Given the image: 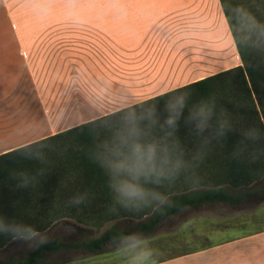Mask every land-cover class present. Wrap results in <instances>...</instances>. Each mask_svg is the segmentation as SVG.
Masks as SVG:
<instances>
[{
	"label": "crops",
	"instance_id": "0c3cea01",
	"mask_svg": "<svg viewBox=\"0 0 264 264\" xmlns=\"http://www.w3.org/2000/svg\"><path fill=\"white\" fill-rule=\"evenodd\" d=\"M240 65L222 0H0V156ZM218 204L199 247L158 246L156 264H264V202ZM37 248L13 240L0 260ZM67 252L34 264H127Z\"/></svg>",
	"mask_w": 264,
	"mask_h": 264
},
{
	"label": "trees",
	"instance_id": "16d2710c",
	"mask_svg": "<svg viewBox=\"0 0 264 264\" xmlns=\"http://www.w3.org/2000/svg\"><path fill=\"white\" fill-rule=\"evenodd\" d=\"M222 1L242 65L163 95L188 91L190 104L215 98L217 115L228 119L233 130L220 141L212 140L194 169L158 188L165 192L167 203L155 207L144 220L130 221L126 227L115 225L97 239L72 242L52 237L25 260H0V264H34L46 251L102 254L106 245H113L115 234L138 232L150 238L167 219L189 208L218 203L241 207L264 202V33L245 37L250 34L247 16L235 10L232 0ZM163 95L149 100L162 104ZM102 118L29 144L43 146L45 163L25 158L28 150L25 146L1 155L0 214L31 225L41 233L50 231L64 219L80 224L96 219L101 223L113 220L116 203L109 175L91 155L95 143L93 129ZM248 130L256 131L259 138L245 139ZM178 136L186 157L190 158L198 150L200 140L183 123ZM238 147L244 151L234 157ZM22 171L36 177L27 188L16 187L18 181L14 176ZM84 193H87L85 202L75 206L68 203L72 197ZM11 241L10 236L0 235V250Z\"/></svg>",
	"mask_w": 264,
	"mask_h": 264
},
{
	"label": "clouds",
	"instance_id": "9594fccd",
	"mask_svg": "<svg viewBox=\"0 0 264 264\" xmlns=\"http://www.w3.org/2000/svg\"><path fill=\"white\" fill-rule=\"evenodd\" d=\"M190 99L188 91L163 95L162 104L142 97L125 98L96 122L91 155L108 173L113 199L120 207L138 213L165 205L167 197L157 189L194 169L212 140L220 141L233 130L228 119L217 115L215 98L191 104ZM182 123L200 140L198 150L190 158L186 157L178 136ZM244 135L245 139L259 138L254 130ZM25 147L28 149L25 158L46 162L43 146ZM243 151L244 148L238 147L233 156L239 157ZM14 178L18 181L17 188H27L36 179L23 171ZM86 199L87 193L79 194L68 203L75 206ZM0 235L26 241L30 247L48 243L47 235L3 214H0ZM112 243L126 257L127 264H156V252L141 233L121 231L112 237Z\"/></svg>",
	"mask_w": 264,
	"mask_h": 264
},
{
	"label": "rangeland",
	"instance_id": "374dc122",
	"mask_svg": "<svg viewBox=\"0 0 264 264\" xmlns=\"http://www.w3.org/2000/svg\"><path fill=\"white\" fill-rule=\"evenodd\" d=\"M236 5L238 12L245 14L249 23V31L245 37L259 36L264 33V0H232ZM158 191L165 193L157 189ZM256 204H245L241 207H251ZM223 205L215 204L209 205L205 208L187 209L179 215L167 219L158 231L148 238L150 246L157 252L158 246H179V253L188 248H197L201 244L200 231H201V217L205 215H211L210 218L217 212V209ZM155 207L145 208L140 212L127 211L115 204L114 219L101 223L99 220L91 221L87 224H80L77 221H60L55 227L48 231L47 236H54L64 239L65 241H78L82 239H97L107 230L115 225L126 227L130 225V221H140L149 217ZM147 214V216H145ZM215 217V216H214ZM198 235V236H197ZM159 240V242H158ZM181 248V249H180ZM116 250L115 246L108 244L105 247V253ZM164 250V249H163ZM157 254V253H156ZM164 254V253H163ZM90 257L93 254H88L85 251H68L65 256H77ZM165 255H155L154 258H163ZM190 262V261H189ZM187 262V264H189ZM194 263V262H193Z\"/></svg>",
	"mask_w": 264,
	"mask_h": 264
}]
</instances>
